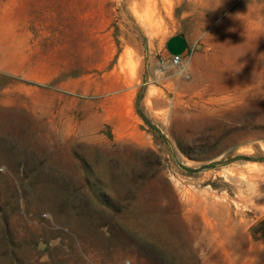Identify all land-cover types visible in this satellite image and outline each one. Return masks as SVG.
<instances>
[{
    "label": "rangeland",
    "instance_id": "rangeland-1",
    "mask_svg": "<svg viewBox=\"0 0 264 264\" xmlns=\"http://www.w3.org/2000/svg\"><path fill=\"white\" fill-rule=\"evenodd\" d=\"M134 2L0 0V264H264L263 1Z\"/></svg>",
    "mask_w": 264,
    "mask_h": 264
},
{
    "label": "crops",
    "instance_id": "crops-1",
    "mask_svg": "<svg viewBox=\"0 0 264 264\" xmlns=\"http://www.w3.org/2000/svg\"><path fill=\"white\" fill-rule=\"evenodd\" d=\"M166 41V46L164 50V55L167 58H172L173 56L186 57L190 51V43L187 39L173 35Z\"/></svg>",
    "mask_w": 264,
    "mask_h": 264
},
{
    "label": "bare ground",
    "instance_id": "bare-ground-1",
    "mask_svg": "<svg viewBox=\"0 0 264 264\" xmlns=\"http://www.w3.org/2000/svg\"><path fill=\"white\" fill-rule=\"evenodd\" d=\"M212 1H214L215 3H218L219 1H221V0H212ZM227 0H224V3L226 2ZM254 1L255 0H244V5H243V7L242 8H248V7H253V6H255L256 5V3L254 4ZM258 1V0H257ZM259 1H261V0H259ZM263 2H262V6H264V0H262ZM137 2H136V0H135V2H134V4H133V10L134 11H136V8H137ZM141 6V5H140ZM139 6V7H140ZM260 6V5H259ZM261 7V6H260ZM146 8H148V7H146ZM139 9V8H138ZM136 13V12H135ZM136 25H137V27L140 29V31H142V32H147V31H152L153 30V27H154V22H152V17L150 16H148V17H142V16H138L137 14H136ZM147 33H149V32H147ZM257 49V48H256ZM260 49V48H259ZM249 169V171L250 172H252V173H258V172H260L261 170L260 169H258V168H256V167H251V168H248ZM246 178V177H245Z\"/></svg>",
    "mask_w": 264,
    "mask_h": 264
},
{
    "label": "built area",
    "instance_id": "built-area-1",
    "mask_svg": "<svg viewBox=\"0 0 264 264\" xmlns=\"http://www.w3.org/2000/svg\"><path fill=\"white\" fill-rule=\"evenodd\" d=\"M183 61H184V57L182 56H173L171 58V62L174 66H180Z\"/></svg>",
    "mask_w": 264,
    "mask_h": 264
}]
</instances>
